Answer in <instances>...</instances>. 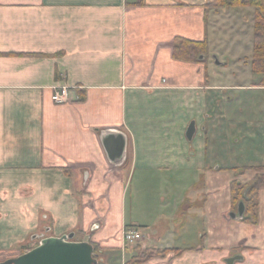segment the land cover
<instances>
[{
	"label": "crops",
	"instance_id": "0c3cea01",
	"mask_svg": "<svg viewBox=\"0 0 264 264\" xmlns=\"http://www.w3.org/2000/svg\"><path fill=\"white\" fill-rule=\"evenodd\" d=\"M213 1L0 0V253L49 229L115 264L133 253L134 228L144 248L171 250L147 264H264V187L257 223L230 218L232 183L264 175V75L242 55L256 9ZM180 39H207L214 61L177 58ZM120 141L124 156L111 158ZM134 178L135 208L173 180L163 210L129 215Z\"/></svg>",
	"mask_w": 264,
	"mask_h": 264
},
{
	"label": "trees",
	"instance_id": "16d2710c",
	"mask_svg": "<svg viewBox=\"0 0 264 264\" xmlns=\"http://www.w3.org/2000/svg\"><path fill=\"white\" fill-rule=\"evenodd\" d=\"M253 7L255 12L254 25V54L251 61L252 71L256 74L264 75V0H214L207 4L208 8L223 7ZM208 40L197 42L188 39L178 40L175 46V56L177 58H186L197 61L200 55L204 54L208 48ZM264 86V79H263ZM264 187V175L258 176L250 185H244L239 181H234L231 185L232 208L237 211L239 203L244 201L246 212L243 221L257 223L258 216V198L261 188ZM141 246V245H140ZM140 256H136L127 264H144L152 257L163 256L169 252V249L144 248L140 247ZM97 251L99 249L96 248ZM180 251L178 250L177 253Z\"/></svg>",
	"mask_w": 264,
	"mask_h": 264
},
{
	"label": "water",
	"instance_id": "95a60500",
	"mask_svg": "<svg viewBox=\"0 0 264 264\" xmlns=\"http://www.w3.org/2000/svg\"><path fill=\"white\" fill-rule=\"evenodd\" d=\"M196 122L192 121L187 129V137L192 140L196 134ZM108 134H114L112 131ZM106 133L104 140L110 138ZM122 135V133H120ZM108 136V137H106ZM124 137V136H123ZM112 144V142H109ZM106 145V150L111 158L117 156L121 158L126 151L125 141L117 142L118 146ZM116 158V157H115ZM246 212L244 201L239 203L237 211L230 212V218L243 219ZM99 225H94L97 229ZM50 231L47 229V232ZM42 237V236H41ZM75 234L69 233L57 236H43L39 244L27 252L13 258H9L2 264H100L98 259L99 253L96 247L90 241H76ZM243 256L237 254L226 259L227 264H234L237 260H243Z\"/></svg>",
	"mask_w": 264,
	"mask_h": 264
},
{
	"label": "rangeland",
	"instance_id": "374dc122",
	"mask_svg": "<svg viewBox=\"0 0 264 264\" xmlns=\"http://www.w3.org/2000/svg\"><path fill=\"white\" fill-rule=\"evenodd\" d=\"M244 16H248L247 13L243 14ZM248 30V29H247ZM248 33H250V35L247 33L245 35L244 38V48L242 49V55H250V57L253 55V51H254V47H253V40H254V35L252 34V31L249 30L247 31ZM206 60V61H214V57L212 54V49H210L209 45L207 48V51L202 55ZM220 60L222 59L219 56ZM197 61H199V58H197ZM243 61V59H242ZM250 68H251V63H250ZM239 83H244L242 81H240ZM261 83H263V80L261 81ZM250 101V98H249ZM254 104H255V108L259 109L262 108L261 106L264 107V91H261V93L257 92L256 93V97L254 98ZM195 181L196 179L192 176L189 177L188 182L185 183V185L190 186V187H194L195 186ZM173 180L170 179V183L168 179H159L156 183H155V187L154 188L156 190V193L153 195L152 197V193L150 191V193H148V195L146 194V192H149V190H144V197H141V200L138 201V204L140 205L139 208H135V203H136V192H137V179L134 178L132 179L131 184L128 187V213L129 215H135L137 212V215L141 213V216H143V214H145V203L149 202L150 205H155L156 207L158 206L159 209L161 210L163 207H161V205H164L166 203H162V200L160 199L162 195H166L165 194V190L167 188H171L173 186ZM177 183V182H174ZM144 204V205H143ZM150 207V206H149ZM139 209V210H138ZM138 210V211H137ZM163 210V209H162ZM50 233V231L47 232L46 229H40L38 230V232H36L34 235H32L24 244H22L19 247V251L18 253H0V264H2V262H4L5 260L9 259V258H13L14 256L16 257L19 254H23V253H19V252H24V251H28L30 250L29 248H34L35 246H37L40 242V240L42 239L43 236H47ZM42 236V237H41ZM142 246L141 242H134V243H126V248H128L127 246L130 247V249L133 250V253H127L126 259L124 257H122V259L120 260H114L115 264H127L129 261H131L132 259H134L136 256H140V247ZM143 247V246H142ZM169 251H171L169 249ZM97 252L99 253L98 259L100 261V264H107L108 263V256L111 252L108 251H104V250H99ZM169 253H166L163 256H158V257H152L150 260L146 261L144 264L149 263L151 260L156 259V258H160V257H165L167 256ZM176 254H180V253H176Z\"/></svg>",
	"mask_w": 264,
	"mask_h": 264
},
{
	"label": "built area",
	"instance_id": "2783aa9c",
	"mask_svg": "<svg viewBox=\"0 0 264 264\" xmlns=\"http://www.w3.org/2000/svg\"><path fill=\"white\" fill-rule=\"evenodd\" d=\"M54 101L57 103H64L69 101L68 97V88L67 87H58L55 90V94L53 96ZM142 239V233L134 228H128L124 231V240L126 243H134L138 242Z\"/></svg>",
	"mask_w": 264,
	"mask_h": 264
}]
</instances>
